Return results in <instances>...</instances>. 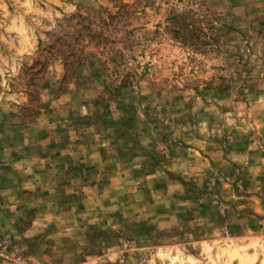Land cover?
<instances>
[{
    "label": "rangeland",
    "instance_id": "rangeland-1",
    "mask_svg": "<svg viewBox=\"0 0 264 264\" xmlns=\"http://www.w3.org/2000/svg\"><path fill=\"white\" fill-rule=\"evenodd\" d=\"M0 264H264V0H0Z\"/></svg>",
    "mask_w": 264,
    "mask_h": 264
}]
</instances>
